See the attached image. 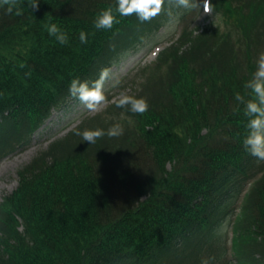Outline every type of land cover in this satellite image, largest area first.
Returning <instances> with one entry per match:
<instances>
[{
  "label": "trees",
  "instance_id": "1",
  "mask_svg": "<svg viewBox=\"0 0 264 264\" xmlns=\"http://www.w3.org/2000/svg\"><path fill=\"white\" fill-rule=\"evenodd\" d=\"M211 2L220 23L184 25L141 73L134 96L148 100L147 111L114 102L16 172L0 201V264H264V159L244 144L264 0ZM10 3L0 0V160L76 98L74 78L93 84L195 9L164 0L141 21L121 16L118 0H40L37 9L16 0L9 12ZM107 8L118 22L97 29ZM50 22L67 43L48 33ZM114 124L123 133L95 143L76 132ZM232 215L228 249L222 226Z\"/></svg>",
  "mask_w": 264,
  "mask_h": 264
},
{
  "label": "rangeland",
  "instance_id": "2",
  "mask_svg": "<svg viewBox=\"0 0 264 264\" xmlns=\"http://www.w3.org/2000/svg\"><path fill=\"white\" fill-rule=\"evenodd\" d=\"M218 23H220L218 16L214 12L206 13L203 8V0H201V4L199 2V6L186 17L184 22H179L174 16L171 22L162 27L148 44L133 51L109 70V76L104 82L106 102L102 103L98 109L88 110L79 99H76L66 107L53 111L51 117L35 133L27 146L0 160V201L16 188V172L28 164L37 153L45 150L51 141L63 137L84 118L103 114L121 92L136 95L142 83L141 73L145 76L156 58L155 50L163 49L175 42L184 25L197 29ZM142 70L143 72H141ZM115 79H118L119 83L113 85ZM120 120H124V118L120 116ZM167 166L169 167V165ZM240 203L241 201L237 205L239 206ZM237 213L238 210L235 214ZM233 215L229 216L222 226L224 242L226 241L225 245L228 249L231 246ZM227 259L234 260L231 252H228Z\"/></svg>",
  "mask_w": 264,
  "mask_h": 264
},
{
  "label": "clouds",
  "instance_id": "3",
  "mask_svg": "<svg viewBox=\"0 0 264 264\" xmlns=\"http://www.w3.org/2000/svg\"><path fill=\"white\" fill-rule=\"evenodd\" d=\"M31 9H37L40 0H28ZM164 0H118L117 11L121 16L130 15L135 12L141 21L151 19L161 11V5ZM16 4V0H11L8 11L11 12ZM178 6L184 9H192L199 6V0H177ZM203 8L206 13L212 12L211 0H203ZM19 12L20 9L16 8ZM118 22L117 16L111 8L102 10L95 18L94 24L97 29H109L113 24ZM47 31L50 35L60 43L68 42V34L57 24L50 22L47 25ZM80 40L87 43V34L80 32ZM108 70L102 71L100 77L92 85L87 80L74 78L69 85V92L73 97L78 98L88 110L98 109L102 103L106 102L104 82L108 78ZM119 80H113V85L118 84ZM246 86L255 93L257 99L250 100L246 105V115L251 119L248 121L250 129L249 134L244 140V144L252 155L264 159V53L260 54L257 62V68L253 73V77L246 83ZM240 99L239 94L236 97ZM117 106H129V110L133 112L143 113L148 110L149 103L145 97H136L129 95L127 92H121L118 98H115ZM124 129L120 124H114L105 131L103 128L94 129H77L78 135L83 137L88 143H95L97 138L104 136H119ZM206 264V262H205Z\"/></svg>",
  "mask_w": 264,
  "mask_h": 264
}]
</instances>
